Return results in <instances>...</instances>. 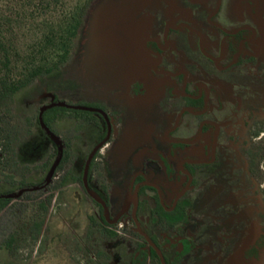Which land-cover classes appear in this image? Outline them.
Wrapping results in <instances>:
<instances>
[{
    "label": "rangeland",
    "instance_id": "rangeland-1",
    "mask_svg": "<svg viewBox=\"0 0 264 264\" xmlns=\"http://www.w3.org/2000/svg\"><path fill=\"white\" fill-rule=\"evenodd\" d=\"M187 2L204 4L203 20L217 13L213 20L229 30L245 28L203 42L221 53L230 41L232 58L247 39L228 81L193 74L186 86L183 75L157 73L169 63L155 68L153 37L166 48L167 24L199 21L198 12L179 5ZM169 37L175 43L177 34ZM189 41L199 54V38ZM171 66L173 72L183 67ZM202 80L211 93L207 113L186 110L177 121ZM263 103L264 0H95L69 61L11 98L0 97V189L29 184L27 199L13 196L4 225L16 240L11 251L0 252V264H131L144 240L149 246L154 239L171 263L262 264L264 250L256 260L243 252L263 228ZM56 105L64 111L50 129L42 113ZM204 119L212 125L201 133ZM238 150L243 166L235 160ZM186 160L196 164L192 179ZM139 176L162 187L168 209L178 197L191 199L188 222L172 226L160 219L156 192L144 187L139 193ZM180 237L190 238L194 249L175 261ZM157 252L148 264H163Z\"/></svg>",
    "mask_w": 264,
    "mask_h": 264
},
{
    "label": "trees",
    "instance_id": "trees-1",
    "mask_svg": "<svg viewBox=\"0 0 264 264\" xmlns=\"http://www.w3.org/2000/svg\"><path fill=\"white\" fill-rule=\"evenodd\" d=\"M94 1L0 0V97L2 99L11 98L35 80L60 70L69 61L75 38L88 8ZM188 100V105L197 110L203 109L205 105L204 97L188 98ZM63 108L59 105L46 108L42 113L44 124L53 129V123L62 114ZM77 111L79 110H74V112ZM234 153L235 160L243 166L246 162L243 152L238 150ZM186 168L194 174L196 164H186ZM28 185L21 186L18 190L0 189V252L11 251L13 248L15 234L12 226L7 228L4 221L8 217L16 192L21 193L19 197L27 199ZM144 187L155 190L152 186L144 185L140 188V192ZM156 199L157 205L154 210L160 219L172 226L188 222L189 208L192 207L191 199H179L172 211L164 209L158 196ZM96 204L102 211L103 220L109 223L108 218L103 214V205L99 202ZM36 225V232L40 233L43 220ZM180 241L182 248L176 252L175 261L181 260L194 249V243L190 238L181 237ZM154 242L158 244L156 239ZM158 257L157 250L152 245L148 246L147 241L144 240L143 245L132 254L131 264H148L151 258ZM166 262L176 264V262L171 263L168 258Z\"/></svg>",
    "mask_w": 264,
    "mask_h": 264
},
{
    "label": "flooded vegetation",
    "instance_id": "flooded-vegetation-1",
    "mask_svg": "<svg viewBox=\"0 0 264 264\" xmlns=\"http://www.w3.org/2000/svg\"><path fill=\"white\" fill-rule=\"evenodd\" d=\"M190 3H192V2H190ZM179 5L185 9H189V10L192 9L194 11V13L198 12L199 15L197 16V18L199 19V21L197 22V24L193 23V22H188L187 20L183 21V22H179L178 24H167L166 27L164 28V42H163V45L166 48H162V46L160 44L161 40L159 38V35H156L155 37H153V41L157 45V52H158V53L153 52L155 55L158 56V62H157V65L155 68H158L159 66L164 64L166 61L169 63V65H167L164 70H158L159 72H157V73L163 72V73L172 74V76L174 78H179L180 76L183 75L186 86L190 82V79L192 80L191 77L193 76V74H198V76H200L201 79H203V76H205V78L212 77L214 79H218L221 81H228V77L232 76V74L235 73V67L234 66L238 65V63L240 61V57L242 55V50H243V45L247 39L243 38V40L240 41L239 50H238V52L234 53L232 58H230L231 52H232V45H231L230 41H228L225 44L226 47H224V43L222 44L221 48L219 49V51L221 53H219V52L216 53L212 50H207V48H205L203 46V42L206 40V42L208 44H210L213 41V37H215V36L219 37L221 35H222L221 38L223 40L227 37L239 34L245 28L243 27V29L229 30L222 23L213 20V17H215L217 15V13L216 14L215 13L210 14L207 17V19L203 20L200 15L202 14V12L205 8L204 4L199 3V4L193 5V4H189V2H187V3L179 4ZM208 29H210L209 30L210 32L208 31ZM171 32H175L177 34V39L175 40V43L169 37ZM254 34L255 33L253 32L252 35H254ZM194 36L199 38V42L201 41L202 46H203L202 49L198 50L199 54H196L195 49L193 48L192 44L189 41V38L194 37ZM195 54H196V56H195ZM226 59H228V62L222 66L221 65L222 60H226ZM171 64L182 65L183 67L179 68L178 70L173 72L171 70V67H172ZM192 64H193V66H191ZM239 72H242V71H239ZM203 81L204 80H202V83H200V85H199L198 93L197 94H189V97H188V98H192V99H199L201 97H204L205 105H204L203 109L197 110V109H194L191 107L192 108V110H191L190 106L188 105L187 108H184L179 113L177 121L180 120V118L182 117V114L186 110L189 112H193V114L197 117H199V116L202 117L203 115H205L207 113L208 103L210 101L211 93L209 92V87L207 84L208 82L204 81V83H203ZM209 125L211 126L212 123L209 120L204 119L201 123V128H200L201 133H202V130L207 129L206 127ZM176 127H177V124L174 128L169 130V132L175 130ZM218 137H219V133L217 134L216 138H218ZM171 142L174 145H180V144L182 145L183 143L187 144V142L182 141V140H171ZM163 159L166 163V168H167L168 173L171 174L173 171L172 165L164 156H163ZM183 163H185V169H187L186 164H194V162L189 163V160H186ZM209 163L210 162H206L205 165H208ZM169 168H170V170H169ZM187 170L189 171V178L192 179V177H193V175H195V173L193 174V173H191V171L189 169H187ZM137 178H138V183L140 184L139 188H138L139 189L138 192L140 193V188L143 187L144 185H149V186L154 187L155 190L154 189H152V190H154L156 192L155 197L158 196L160 203L163 205V207L166 211H172L174 209V207L176 206L177 202L179 201V199L181 198V197H178L176 203H174L168 209L163 204V202L161 201L162 200L161 199L162 187L160 188L155 183L144 184L145 178H143L142 176H139ZM99 203H101V202H99ZM260 223L263 224V228H262L261 233L255 239V241L251 245H249L243 252L244 257L247 260L260 259L261 258V252L264 250V217L260 220ZM140 234H141V232H140ZM141 235H143V234H141ZM180 238H179L178 242L181 244ZM154 244L157 245L158 248L160 247L159 243L157 244L156 242H154ZM181 248H182V244H181ZM181 248L176 250V252L181 250ZM176 252H175V254H176ZM174 258H175V255H174ZM164 260H165V264H167L165 256H164ZM262 264H264V262Z\"/></svg>",
    "mask_w": 264,
    "mask_h": 264
},
{
    "label": "water",
    "instance_id": "water-1",
    "mask_svg": "<svg viewBox=\"0 0 264 264\" xmlns=\"http://www.w3.org/2000/svg\"><path fill=\"white\" fill-rule=\"evenodd\" d=\"M98 200H99V199H98ZM99 201H100V200H99ZM139 231L141 232V234H144L140 227H139ZM150 242H151V244L153 245V247L156 248V249L160 252V250H159V248L157 247V245H155L154 242H152V241H150ZM160 256H161V258H162V260H163V263L165 264V260H164V255H163V253L160 252Z\"/></svg>",
    "mask_w": 264,
    "mask_h": 264
}]
</instances>
